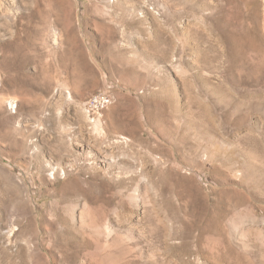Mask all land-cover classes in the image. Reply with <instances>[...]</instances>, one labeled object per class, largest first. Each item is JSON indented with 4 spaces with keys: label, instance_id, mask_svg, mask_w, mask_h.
<instances>
[{
    "label": "rangeland",
    "instance_id": "rangeland-1",
    "mask_svg": "<svg viewBox=\"0 0 264 264\" xmlns=\"http://www.w3.org/2000/svg\"><path fill=\"white\" fill-rule=\"evenodd\" d=\"M0 264H264V0H0Z\"/></svg>",
    "mask_w": 264,
    "mask_h": 264
},
{
    "label": "built area",
    "instance_id": "built-area-1",
    "mask_svg": "<svg viewBox=\"0 0 264 264\" xmlns=\"http://www.w3.org/2000/svg\"><path fill=\"white\" fill-rule=\"evenodd\" d=\"M113 101V97L108 92L95 94L89 101L87 110L93 114H100V111L106 108Z\"/></svg>",
    "mask_w": 264,
    "mask_h": 264
}]
</instances>
